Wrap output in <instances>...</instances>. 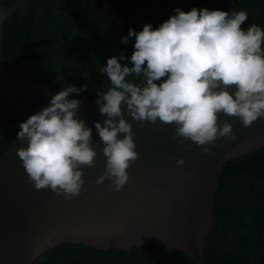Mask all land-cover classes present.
Returning a JSON list of instances; mask_svg holds the SVG:
<instances>
[{
	"label": "clouds",
	"instance_id": "1",
	"mask_svg": "<svg viewBox=\"0 0 264 264\" xmlns=\"http://www.w3.org/2000/svg\"><path fill=\"white\" fill-rule=\"evenodd\" d=\"M158 28L148 24L129 29L121 43L134 38L130 58L124 53L107 59L102 72L110 81L107 91L97 92L96 104L106 119L94 127L103 143L104 175L95 183L111 181L121 191L137 161L131 117L141 127L147 123L175 125L174 138L190 141L211 155L209 145L218 139L235 140L233 125L220 124V115L237 117L245 128L264 117V29H247L246 11L177 8ZM130 60L131 66L121 61ZM135 76L138 85L127 78ZM230 89H235L234 93ZM88 90L67 86L49 106L19 125L17 150L29 182L37 191L51 189L57 198L79 196L85 184L83 167H94L93 130L79 119V96ZM126 107V111H125ZM183 159L177 166H183Z\"/></svg>",
	"mask_w": 264,
	"mask_h": 264
},
{
	"label": "water",
	"instance_id": "2",
	"mask_svg": "<svg viewBox=\"0 0 264 264\" xmlns=\"http://www.w3.org/2000/svg\"><path fill=\"white\" fill-rule=\"evenodd\" d=\"M25 3L16 0L12 6H0V102L20 124L49 106L58 93L27 76L14 77L5 66L3 27ZM78 117L92 128V147L97 152L95 166L81 169L85 184L79 196L68 200L57 198L51 189L37 191L17 156V150L27 145L17 138L0 157V264H33L65 243L127 253L156 244L205 264L223 165L264 147V117L245 128L239 118L221 114L220 124L225 120L232 124L237 138L218 139L208 146L212 150L208 155L194 144L192 151H185L184 144L191 142L174 138L175 125L158 121L141 128L126 116L133 125L139 156L119 192L111 181L95 183L106 169L104 145L94 127L106 117L100 114L96 100L82 101ZM179 159L185 161L182 167L177 166Z\"/></svg>",
	"mask_w": 264,
	"mask_h": 264
},
{
	"label": "trees",
	"instance_id": "3",
	"mask_svg": "<svg viewBox=\"0 0 264 264\" xmlns=\"http://www.w3.org/2000/svg\"><path fill=\"white\" fill-rule=\"evenodd\" d=\"M16 0H0L12 6ZM193 8L246 11L247 29H264V0H26L25 7L3 27V58L16 78L29 77L59 92L67 86H88L81 101L97 100L110 81L102 68L108 58H130L135 39L121 38L129 29L158 28L175 10ZM131 66L130 60L121 61ZM129 81L140 84L135 76ZM20 121L0 102V157L12 146ZM214 217L203 261L205 264H264V147L223 165L215 195ZM33 264H197L182 251L144 244L129 253L99 251L63 244L42 254Z\"/></svg>",
	"mask_w": 264,
	"mask_h": 264
}]
</instances>
